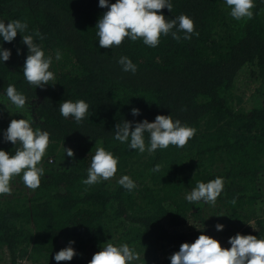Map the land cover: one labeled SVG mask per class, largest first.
Wrapping results in <instances>:
<instances>
[{
	"label": "trees",
	"instance_id": "1",
	"mask_svg": "<svg viewBox=\"0 0 264 264\" xmlns=\"http://www.w3.org/2000/svg\"><path fill=\"white\" fill-rule=\"evenodd\" d=\"M172 4L171 10L158 11L166 17L190 15L198 35L184 39L181 32L179 40L162 35L154 48L125 38L105 48L95 35L106 11L98 0H0V19L26 20L28 32L43 34L37 42L53 56L55 74L54 83L35 88L23 76L27 46L21 34L11 42L0 40L12 53L0 62V130L24 115L33 128L51 133L40 185L0 194V264H88L110 239L134 247L137 264H168L163 251L171 255L201 231L230 236L238 229L264 236V95L243 105L253 87L264 92V0H255L253 17L242 20L229 15L224 0ZM122 54L138 65L135 73L122 71L117 63ZM10 83L30 100L22 113L10 115L4 106L18 111L5 94ZM81 98L90 105L89 117L78 123L60 114L63 100ZM132 107H139L140 115L134 117ZM158 113L179 118L195 134L183 147L169 145L155 153L130 150L114 139L118 121H151ZM99 144L119 156L116 174L132 176L134 190L111 179L82 183ZM64 146L74 150L73 157ZM0 147L14 153L18 145L3 141L0 132ZM157 163L161 168L154 172ZM216 176L225 181L216 201L225 213L219 221L229 228L186 231L188 219L201 218L213 205L188 202L185 193L196 181ZM73 238L77 254L55 261L54 253Z\"/></svg>",
	"mask_w": 264,
	"mask_h": 264
},
{
	"label": "clouds",
	"instance_id": "2",
	"mask_svg": "<svg viewBox=\"0 0 264 264\" xmlns=\"http://www.w3.org/2000/svg\"><path fill=\"white\" fill-rule=\"evenodd\" d=\"M224 3L229 15L236 20L251 19L254 15L255 0H224ZM98 5L106 7L95 24L96 40L100 47L113 48L128 38L131 41L141 39L145 45L154 48L160 43L162 35L170 33L176 40L181 39V32L184 39L198 35L194 19L190 15L180 13L175 17H166L164 12L158 11L165 7L171 10L172 0H98ZM27 29L26 20L17 18L6 23L4 19H0V40L11 42L18 32L21 34L22 42L27 46L22 66L23 76L35 88L44 87L52 84L49 81L55 82V74L51 70L53 56L46 55L45 49L37 42L44 38L39 29L34 32H28ZM17 53H20V49H17ZM11 54V49L0 43V62L7 61ZM60 59L62 52L57 49L55 60ZM117 63L124 72L135 73L138 69V65L128 55H120ZM5 94L10 104L18 110L12 112L9 105L4 104L10 115L22 113L19 110L26 105L30 106V100L14 84L7 86ZM89 108V103L83 98L75 101L67 99L59 104L60 114L65 118L71 115L78 123L90 116ZM131 113L134 117L138 116L141 109L132 107ZM32 124L33 120L23 115L20 118L13 117L7 128L0 130L3 141L18 145L14 153L0 147V194L11 193L10 181L17 175L21 176L25 186L30 189H36L45 175L41 161L50 143L51 133L46 129L33 128ZM114 128L115 140L126 143L130 150L140 153H155L157 149H165L169 145L183 147L196 132L194 127L182 123L179 118L174 119L170 113H158L151 121L146 117L140 120L124 119L122 123L118 121ZM145 133L148 134L147 142ZM64 149L67 156H74L71 147L64 146ZM119 159V156L102 144L96 145L87 168V176L82 183L90 186L109 180L117 172ZM160 168L161 165L157 163L152 171L158 172ZM117 183L128 191L137 187L136 181L129 174L121 175ZM224 184L222 176L206 182L198 180L185 193L184 198L192 203L203 201L215 205ZM189 223L196 226L194 222ZM214 227L216 231H222L225 225L217 221ZM197 228L204 229L205 224L203 228ZM74 244L75 239H69L66 246L54 253L53 259L57 262L72 260L77 254ZM227 245L230 246H222L218 238L201 231L194 241L180 244L179 249L170 255V264H264V236L236 232L227 238ZM139 259V252L127 242L117 244L110 239L92 254L88 264H137Z\"/></svg>",
	"mask_w": 264,
	"mask_h": 264
},
{
	"label": "rangeland",
	"instance_id": "3",
	"mask_svg": "<svg viewBox=\"0 0 264 264\" xmlns=\"http://www.w3.org/2000/svg\"><path fill=\"white\" fill-rule=\"evenodd\" d=\"M264 87V86H263ZM262 95H264V92L261 94V91L256 88V87H253L247 94V96L245 97V100L243 102V105L245 107H250L253 102H254V99H253V96H258L259 98L262 97ZM49 151V146L47 147V151L45 153V155L47 154V152ZM44 155V156H45ZM42 163V162H41ZM43 165V163H42ZM122 174L121 173H117L116 175H114L112 178H110L111 180H118V178L121 176ZM22 182V183H21ZM12 192H17V190H21V189H24V188H28L27 186H25V184L23 183L22 179H21V176L17 177L15 176V178L13 179V184H12ZM213 209H207L205 212L206 214H203L201 216V218H198V219H189V221L191 222H194L196 224L197 227H204V224L205 226L209 225L211 226L214 230H215V223L217 221H219L221 219V217L225 216V213L222 211V210H217V204L213 205L212 206ZM221 214H224V215H221ZM210 215V216H209ZM219 215V216H218ZM205 217L206 221H203V218ZM189 221H187L185 223V229L186 231H192L193 228H197L195 225H192L189 223ZM225 225V228L223 230H226V228H229V226L227 225L226 222L223 223ZM238 231V229H235L232 233V234H235L236 232ZM216 238H218L220 241H221V244L222 246H229L227 245V238L229 237L228 236V233H225L223 235H218V236H214ZM8 252V251H7ZM9 253V252H8ZM163 255L165 258L169 259L170 255L168 252L166 251H163ZM6 259H8V255H6ZM170 264V263H168Z\"/></svg>",
	"mask_w": 264,
	"mask_h": 264
},
{
	"label": "built area",
	"instance_id": "4",
	"mask_svg": "<svg viewBox=\"0 0 264 264\" xmlns=\"http://www.w3.org/2000/svg\"><path fill=\"white\" fill-rule=\"evenodd\" d=\"M9 253L7 252V250H6V255H8ZM20 261H21V259H19ZM25 261V260H24Z\"/></svg>",
	"mask_w": 264,
	"mask_h": 264
}]
</instances>
